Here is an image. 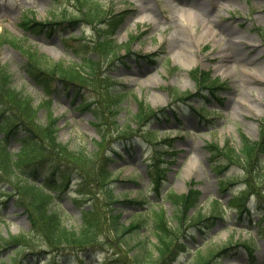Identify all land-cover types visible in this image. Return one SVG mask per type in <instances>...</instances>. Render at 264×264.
Segmentation results:
<instances>
[{
    "label": "rangeland",
    "instance_id": "1",
    "mask_svg": "<svg viewBox=\"0 0 264 264\" xmlns=\"http://www.w3.org/2000/svg\"><path fill=\"white\" fill-rule=\"evenodd\" d=\"M100 1L116 13L126 14L125 23L114 35L119 44L127 42L131 35L143 36L134 42L133 55L125 59H128L130 67L117 65L112 73L120 86L131 91L132 103L123 112V118H132L137 110L135 101L139 99L153 108L167 107L168 110L164 118L152 119L150 122V129L156 132L153 143L141 137L130 149V155L121 149L124 155L118 158L113 167L116 169L115 177L124 182L116 184V191L126 192L125 196L133 198L140 195V190L143 189V194L153 198V201L164 200L163 204L156 205L164 206L169 216L175 211L170 198H166L169 191L182 194L194 185L201 189V206L204 212H208L211 201L218 198L226 205L233 194L243 187L223 192L221 179L237 177L242 172L236 168L221 173L215 170L206 144L211 141L225 144L229 141L240 148L242 135L252 140H259L261 136L260 125L264 119V0ZM51 3V0H0V34L11 36L15 41L14 44L3 46L0 64L12 74L14 86L25 96L33 97L36 104L45 95L30 80L23 67L25 56L16 45L28 47L30 44L54 62L69 63L74 59L79 60L72 48L61 40L62 36H68L67 30L62 29L63 31L51 37L42 34L27 38L30 32L20 25V18L26 12H32L36 19L45 21L54 16L51 8L60 15L67 7L62 2L59 7L51 6ZM75 33L80 34L81 30L76 29ZM91 40L90 27H86L84 40L72 42L70 45L78 43L75 45L80 46ZM153 53L158 54L155 64L143 56ZM182 64L191 65L192 69L210 71L212 77L226 82L227 86L220 92L222 101L213 100L210 104L205 100L195 102L196 107L206 104L207 110H217L214 114H208V119L201 118L198 112H191L187 106L181 105L178 107V122L168 108L172 101L168 87L179 92L196 91L195 81L190 78L189 70H185ZM80 102V97L72 100L71 90L66 94L61 89L58 95H53L52 109L60 117L59 138L71 148L86 146L88 151H92L97 133L92 126L93 117L90 113L78 108ZM45 111L46 107L40 111V116L44 117ZM167 136L171 138L174 150L161 146L159 150L168 152L163 157L166 160L173 158L174 162L166 165V178L162 181L158 198L159 192L146 191L151 182L146 164L156 162L155 144ZM12 148L17 151L19 145H13ZM45 172L46 169L43 173ZM74 188L72 185L56 202V208L64 212L68 226L79 223L81 217L80 208L72 201L77 195ZM100 196L103 198V195ZM3 199L0 194V233L7 237L28 232L30 226L22 209L15 205L13 199L2 203ZM254 200H251L249 215L246 212L241 216L236 210L227 209L224 220L211 233L207 232L204 238L198 234L195 241H192L186 234L184 239L192 247L197 244L199 249L207 250L209 247H220L230 242H238L240 245L252 238L253 254L241 248L240 253L222 263L264 264V237L259 236V228L255 225L264 212L261 204L256 210ZM128 210L124 217L127 222L132 216L128 215L134 212L133 209ZM262 226L264 233V224ZM106 242L110 245L109 239ZM119 248L124 250L123 244H119ZM108 251L115 252L113 249ZM116 252V256L121 255ZM63 253L68 255L62 261L63 264H79L77 253L71 249H65ZM179 253L183 254V250ZM26 254L29 251L23 252V255ZM105 257L104 253H96L85 264H103ZM47 258V254H43L35 261L34 256H29L24 262L46 264ZM5 260L9 262L8 257ZM184 260L185 255L177 264Z\"/></svg>",
    "mask_w": 264,
    "mask_h": 264
},
{
    "label": "trees",
    "instance_id": "2",
    "mask_svg": "<svg viewBox=\"0 0 264 264\" xmlns=\"http://www.w3.org/2000/svg\"><path fill=\"white\" fill-rule=\"evenodd\" d=\"M60 2L67 7L60 15L52 8L53 21L40 22L26 13L20 24L35 33L45 27H49L48 31L52 33L55 25L74 28L91 26V42L74 50L79 61L74 59L69 63L54 62L45 54L32 49L31 45H16L27 58L26 69L29 76L43 88L49 98L36 104L33 98L23 95L14 87L11 74L0 65V134L5 133L4 137H0V194L15 197L16 205L24 209L31 224L28 233L7 237L0 233V264H24L29 255H23L26 250L31 254L49 250L61 256L65 249L77 253L81 264L84 261L81 253L90 254L106 249L121 253L116 256L112 252L108 258L111 260L110 264H172L180 249L178 239L185 232L191 233L190 229L193 227L212 228L215 221L220 219L216 215L222 214L221 206L219 203L212 206L211 213H216L214 216H208L201 209L190 215L189 211L199 201L200 192L193 189L189 193L177 194L172 191L169 198L175 211L172 216H168L164 206L156 205L148 199H122L121 195L115 193L113 184L118 180L113 178L115 170L109 167V162L114 160L108 154L111 146L117 140L125 142V147L127 143L133 145L139 136V128L142 127L143 130L145 123L151 117L162 114L164 109L155 110L138 100V110L131 118L137 128L127 120L121 122L120 114L126 109L125 103H131V91L117 86L116 79L104 67L111 68L120 60L126 64L121 52L131 54V43L140 37L132 36L129 42L118 44L112 36L124 22V17L99 0H53V6L59 7ZM81 36L71 33L69 38L77 42L83 38ZM5 43L14 44L15 41L2 34L0 49ZM191 74L196 77L198 71ZM202 74L203 82L207 81L206 84L209 85L207 88L217 89L219 80L209 82V74ZM199 85L202 83L199 82ZM71 88L74 89V97L81 95L83 99L79 106L83 110H90L94 116L93 125L99 139H94L95 148L92 151H88L86 146L71 148L68 143L59 140L60 118L55 116L52 109L51 96L60 89L68 91ZM169 92L177 101H187L193 96L190 92L179 94L173 88ZM44 107L46 113L42 118L40 111ZM155 133H146L150 141L156 138ZM242 140L240 151L230 143L224 146L209 143L207 147L217 162V171L232 164L237 165L245 171L249 188L253 189L255 155L260 143L252 142L244 136ZM12 142L21 144L18 153L10 149ZM167 145L171 147V141ZM155 155L156 162L148 165L152 179L150 189L159 191L166 172L159 163L172 161H165L160 151H156ZM42 169H46L47 173L43 174ZM262 181L264 188V179ZM72 183L79 195L75 202L80 207L93 203V209H81L82 224L68 226L63 211L55 205L58 197ZM259 197L264 201V195L260 192ZM127 203L151 206L147 211L136 214L139 217L133 218L127 225L121 220V213H118L115 206H126ZM237 203L242 206L241 201ZM107 239L110 245L106 242ZM118 243L123 244L124 250L119 248ZM230 249L228 246L209 247L204 251L197 249L185 264H219L230 253ZM7 257L9 262L5 260ZM57 259L54 264H62L58 257Z\"/></svg>",
    "mask_w": 264,
    "mask_h": 264
},
{
    "label": "bare ground",
    "instance_id": "3",
    "mask_svg": "<svg viewBox=\"0 0 264 264\" xmlns=\"http://www.w3.org/2000/svg\"><path fill=\"white\" fill-rule=\"evenodd\" d=\"M182 67H183L184 69H190V68H191V65H185V64H182Z\"/></svg>",
    "mask_w": 264,
    "mask_h": 264
}]
</instances>
